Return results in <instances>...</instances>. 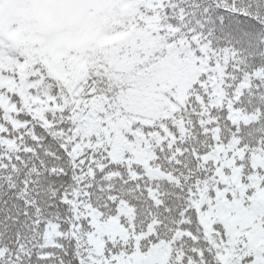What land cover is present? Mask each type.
Masks as SVG:
<instances>
[{"label":"snow or ice","instance_id":"snow-or-ice-1","mask_svg":"<svg viewBox=\"0 0 264 264\" xmlns=\"http://www.w3.org/2000/svg\"><path fill=\"white\" fill-rule=\"evenodd\" d=\"M0 264H264V0H0Z\"/></svg>","mask_w":264,"mask_h":264}]
</instances>
